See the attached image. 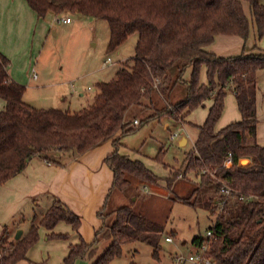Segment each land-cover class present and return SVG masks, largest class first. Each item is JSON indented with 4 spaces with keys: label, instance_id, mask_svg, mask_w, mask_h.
Instances as JSON below:
<instances>
[{
    "label": "trees",
    "instance_id": "1",
    "mask_svg": "<svg viewBox=\"0 0 264 264\" xmlns=\"http://www.w3.org/2000/svg\"><path fill=\"white\" fill-rule=\"evenodd\" d=\"M37 17L63 11L100 18L109 27L108 50L115 49L126 37L137 33L132 63L125 62L110 81L97 83L98 92L86 108L69 112L59 108H36L23 101L25 87L12 81L8 60L0 54V184L20 173L28 161L38 156L47 163L64 165L108 140L114 150L104 162L112 171L108 191L123 192L132 180L153 185L161 177L141 161L117 152L119 138L137 129L126 127L132 105L151 110L145 120L168 116L183 121L194 108L210 104L201 124L193 150L184 159L185 177L191 172L198 178L189 198L183 202L202 206L216 213L209 226L210 237L195 236L191 243H208L207 255L213 264H264V146L255 140L256 72L264 68V51L254 43L239 54L217 56L208 51L220 35L247 39L253 27L255 41L264 31V6L258 0H25ZM249 5V18L243 3ZM206 82H199L201 67ZM190 68L188 78L183 74ZM228 89L234 94L241 118L215 130ZM231 153L232 165L224 167ZM250 162L240 164V158ZM175 170L164 178L165 188L182 175ZM221 183L233 191L224 196ZM223 201V202H222ZM222 202V203H220ZM97 215L102 225L92 243L71 245L62 264L93 256L96 244L108 240L104 251L90 264H107L121 252L124 243L140 240L153 246L157 258L161 225L129 205H121ZM113 214L109 225L106 215ZM64 221L77 230L80 218L58 199L31 224L18 239L7 227L0 234V264H15L38 239V227L52 229ZM50 236L54 234H49Z\"/></svg>",
    "mask_w": 264,
    "mask_h": 264
},
{
    "label": "rangeland",
    "instance_id": "2",
    "mask_svg": "<svg viewBox=\"0 0 264 264\" xmlns=\"http://www.w3.org/2000/svg\"><path fill=\"white\" fill-rule=\"evenodd\" d=\"M258 2L264 6V0ZM243 7L250 18L249 5L244 2ZM64 17H69L71 21L64 23L58 20ZM46 20L50 23L51 29L43 38L40 54L35 58L36 60L33 58L31 66L37 75L32 81L45 85L39 89H27L28 98L34 101L31 106L44 109L53 107L69 112L81 111L93 102L98 92L97 83L110 81L115 71L125 62L128 65L132 63L137 33L128 35L118 47L108 50L109 27L103 19L63 11L56 15L49 14ZM248 37L247 45L249 42L255 43L264 51V31L261 38L255 41L252 27ZM106 59L109 63L103 65ZM189 74L188 67L183 77L188 78ZM199 82H206L204 66L200 69ZM256 85L257 105L259 110L263 105L264 110V68L256 72ZM229 95L233 97L231 89L227 90L225 97ZM42 96L45 97L44 100L40 99ZM208 103L210 104L209 99L206 100V106L192 109L183 121L168 116L145 120L151 112L150 109L140 105H132L128 109L125 117L128 121L126 127L132 126L134 118L142 123L137 125L134 132L119 138L117 152L131 160L141 161L152 173L161 177V182L153 185L132 180L127 190L111 191L104 213L121 205H129L158 222L162 232L158 239L157 258L152 255V245L136 240L124 243L120 254L107 264H175V256L185 258L196 248L191 243L193 237L206 236V231L215 220L216 213H210L205 207L183 202L182 198L190 197L195 180L198 178L193 177L191 172H187L185 177L182 173L185 156L193 150L197 135L194 125L201 123L197 121L202 119H200L202 110L206 109L207 114ZM173 133L175 135L170 137ZM181 137L186 139V143L179 145ZM241 161L243 164L249 162L246 158H242ZM175 170H179L182 175L172 182L170 189H167L164 178ZM33 199L36 202L33 213L36 214L37 219L47 206L46 202ZM55 199L57 198L53 197L51 203ZM106 216L105 225H109L114 215ZM30 224L31 222L22 221V218L10 222L7 224L10 236L14 237L17 229L27 230ZM166 236H170L171 240H165ZM108 243L109 241L105 240L104 247ZM180 264L190 263L185 261Z\"/></svg>",
    "mask_w": 264,
    "mask_h": 264
},
{
    "label": "crops",
    "instance_id": "3",
    "mask_svg": "<svg viewBox=\"0 0 264 264\" xmlns=\"http://www.w3.org/2000/svg\"><path fill=\"white\" fill-rule=\"evenodd\" d=\"M48 15L37 17L25 0H0V54L8 60L9 78L25 87L22 99L29 105L34 101L28 98L27 89H39L45 85L32 81L37 75L33 77L31 66L33 58L40 54L43 38L51 29L50 23L46 20ZM247 39L220 35L209 45L208 51L217 56L236 55L244 46L253 45L252 42L247 45ZM42 94L43 92L40 93ZM233 97L231 95L224 97L223 110L215 124V130L240 120L241 115ZM44 98L40 97L43 100ZM3 107L4 101L0 98V111ZM262 107V110H259L256 100L255 140L264 146ZM202 111L200 112L202 119L198 120V123H202L204 115L206 116V109ZM134 120L137 119L134 118L132 122ZM183 138L181 137L179 142H183ZM113 150L114 145L108 140L74 158L66 159L64 165L47 163L34 156L23 171L0 184V234L5 227L9 230L7 224L10 222L20 218L28 223L31 221L36 204L33 198L46 202V206L49 207L52 204L50 200L55 197L80 218L77 230L64 221H59L52 229L39 226L37 241L27 250L25 258L15 264H62L71 245L80 241L88 244L93 242L95 232L102 225L97 212L104 204L106 205L112 183V171L104 162V158ZM244 158L249 162L251 160L249 157ZM25 231L23 229V232ZM104 243L105 240H100L96 244L93 256L78 258L73 264H90L104 251Z\"/></svg>",
    "mask_w": 264,
    "mask_h": 264
},
{
    "label": "built area",
    "instance_id": "4",
    "mask_svg": "<svg viewBox=\"0 0 264 264\" xmlns=\"http://www.w3.org/2000/svg\"><path fill=\"white\" fill-rule=\"evenodd\" d=\"M58 20H61L62 22H69L70 18L69 17H64V18H59ZM108 59L104 60L103 65H107ZM33 77H35V73L33 72ZM135 124L137 123V120L133 121ZM173 135H175V133L171 134L170 137H172ZM242 158L239 159V163L243 165L242 163ZM222 165L224 167H230L232 165V158H231V153H228L226 155V157L223 160ZM219 191L220 193H222L224 196L230 195L232 193V189L224 184L221 183L220 187H219ZM223 202V201H222ZM220 202V203H222ZM211 236V230H207L206 231V236L205 237H210ZM165 240L170 241L171 237L170 236H166ZM208 243L207 242H202L200 246H197L195 249L191 250L189 252V254L187 255V257L183 258L181 256H175L174 257V263L175 264H180L182 262H189L190 264H213L214 260L207 255V251H208Z\"/></svg>",
    "mask_w": 264,
    "mask_h": 264
},
{
    "label": "water",
    "instance_id": "5",
    "mask_svg": "<svg viewBox=\"0 0 264 264\" xmlns=\"http://www.w3.org/2000/svg\"><path fill=\"white\" fill-rule=\"evenodd\" d=\"M184 139L185 138H183V142L182 141L179 142V145H182L184 143ZM22 232H23L22 229H17L15 234H14V239H18L21 236Z\"/></svg>",
    "mask_w": 264,
    "mask_h": 264
}]
</instances>
